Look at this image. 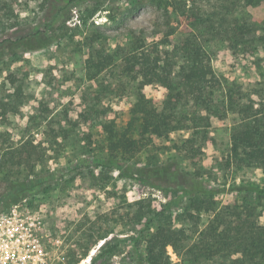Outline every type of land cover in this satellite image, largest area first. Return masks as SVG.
Here are the masks:
<instances>
[{"label": "rangeland", "instance_id": "obj_1", "mask_svg": "<svg viewBox=\"0 0 264 264\" xmlns=\"http://www.w3.org/2000/svg\"><path fill=\"white\" fill-rule=\"evenodd\" d=\"M37 31L49 41L45 47L0 50V213L22 204L37 212L45 264H70L85 253L78 264H91L103 236L115 246L114 254L103 252L94 264H105L104 259L137 264L135 239L140 237L138 249H146L147 237L160 228L185 232L184 258L167 247L173 264L239 259L236 237L213 257L194 256L188 248L206 242L213 229L235 227L239 215L264 228V195L233 190L264 189V168L233 154L230 137L241 115L229 103L252 111L264 131V0H0L2 46ZM187 38L198 39L219 79L210 92L218 112L209 114L211 126L201 119L206 111L187 99L178 111L190 127L153 137L132 159L114 160L103 126L114 121L125 129L138 92L137 82L123 73V57L155 45L162 56L170 54L177 80L186 62L176 44ZM98 51L113 55L114 64L89 70L88 55ZM144 92L161 110L166 89L154 84ZM139 128L133 130L135 139ZM193 137L199 152L191 160L182 147ZM11 150L22 159L29 152L28 160L17 156L14 166L5 168L2 157ZM168 164L197 176L204 189L226 191L186 196L125 174ZM185 181L190 188L193 180ZM16 197L19 203H8ZM197 205L199 212L193 210ZM257 264H264V253Z\"/></svg>", "mask_w": 264, "mask_h": 264}, {"label": "trees", "instance_id": "obj_2", "mask_svg": "<svg viewBox=\"0 0 264 264\" xmlns=\"http://www.w3.org/2000/svg\"><path fill=\"white\" fill-rule=\"evenodd\" d=\"M65 1L68 3V0ZM46 40L44 32L37 31L34 34L16 40L9 39L5 41L7 43L6 46H2L4 42L0 43V50L1 48L3 50L7 48L9 51L15 52L21 49L24 51L39 49L49 43ZM176 45L178 52L184 57L186 62V65L180 67L177 80L173 76L170 54L165 52L162 56V53L158 52V48L155 45L151 47L139 46L123 57V73L137 82L138 92L136 102L131 108V119L125 129H118L114 121H110L103 126L109 140V151L114 160L117 159V156H120L122 161L132 159L148 143L153 142V137L168 138L171 133L190 127L187 123V117L183 118L178 111L182 101L193 99L196 105L202 107L207 115L201 117V119L206 120L208 126H211L209 114H218L217 111L213 110L215 105L213 96L210 93L213 88L220 84L211 64L212 57L205 51L197 38L183 39ZM87 63L89 64V70L102 71L114 64V57L111 54L100 51L96 54L89 53ZM154 84L161 85L167 91L166 100L161 110L157 108L155 101L148 98L144 92L146 86ZM229 98L233 99L232 96ZM229 103L232 110L239 112L241 115V120L233 128L230 137L233 154L240 161L264 168V131L260 120L257 117H253L252 111L241 108L240 105L233 103V100L229 101ZM137 127H140V139L132 137L133 130ZM206 138V136L201 137V139ZM197 140L198 137H193L185 142L186 144L182 147L191 160L198 156ZM26 145L23 148H26ZM174 147L181 150L177 145ZM17 152L11 150L2 157V165L5 168L7 166L13 167L15 164L14 160L18 158L17 156H19L20 162L28 160L29 152L26 159H22L20 157L22 153L17 154ZM114 160H111V162H114ZM117 163L121 164L120 161H117ZM125 174L134 177L145 185L164 189L160 184L161 182L168 187L164 191H168L170 188H173V190L181 189L186 196H214L226 191L224 188L204 189L202 184L196 181L197 176H190L172 164L139 168L133 173H126L125 171ZM9 175L10 173H7L6 176L8 177ZM191 178L193 184L191 183L190 188H186L185 180L187 182L188 179L192 181ZM2 182H7L8 186L12 183L10 180H3ZM233 190L264 195V189L258 187L241 185L236 186ZM8 199V203L11 205L21 201L19 197ZM193 210L199 212L201 206L197 205ZM238 218V224L235 227L227 226L220 233H217V229L211 230L206 242L201 241L194 246H190L188 248L189 253L197 257L206 253L213 257L216 251L221 253L230 248L233 238L236 237L234 240H237V248H239L242 256L235 260L233 264H257V257L264 253V228L257 227L255 224L251 225L247 220L243 221L241 215ZM233 234H236V236ZM137 238L135 239L137 244L134 245L135 250L132 253L137 256V264H173L167 252L168 246H171L179 257L184 258L186 254H182V244L186 239L183 230L160 228L147 237L146 249L142 250L138 249L140 247L138 241L140 237L138 236ZM101 239L104 240V243L99 249L100 252L98 250L96 257L91 260V264L96 263L98 257L104 255L103 252H112L114 254L115 246H110L107 236H103ZM87 256L88 253H85L84 256L70 264H78ZM103 262L106 264L107 260L104 259Z\"/></svg>", "mask_w": 264, "mask_h": 264}, {"label": "built area", "instance_id": "obj_3", "mask_svg": "<svg viewBox=\"0 0 264 264\" xmlns=\"http://www.w3.org/2000/svg\"><path fill=\"white\" fill-rule=\"evenodd\" d=\"M37 215L26 204L0 213V264H45Z\"/></svg>", "mask_w": 264, "mask_h": 264}, {"label": "bare ground", "instance_id": "obj_4", "mask_svg": "<svg viewBox=\"0 0 264 264\" xmlns=\"http://www.w3.org/2000/svg\"><path fill=\"white\" fill-rule=\"evenodd\" d=\"M95 253V252H94ZM94 253H92L91 257L94 255Z\"/></svg>", "mask_w": 264, "mask_h": 264}]
</instances>
